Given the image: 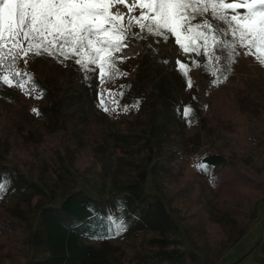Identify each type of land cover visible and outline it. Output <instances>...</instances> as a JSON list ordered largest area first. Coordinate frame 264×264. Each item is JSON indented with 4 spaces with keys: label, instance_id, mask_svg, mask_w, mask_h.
<instances>
[{
    "label": "trees",
    "instance_id": "16d2710c",
    "mask_svg": "<svg viewBox=\"0 0 264 264\" xmlns=\"http://www.w3.org/2000/svg\"><path fill=\"white\" fill-rule=\"evenodd\" d=\"M147 56L139 54L134 60L125 59L121 66L129 75L118 80L117 86L120 83L131 85L130 89H125L126 96L121 102L132 104L140 100L141 103L138 110L119 116L109 115L115 129L127 136L128 129L135 132L146 128L161 132L166 144L161 143L162 147L156 151L157 160L162 161L157 167L167 178L180 180L181 187L176 193L185 192V182L204 178L208 188L217 194L227 216L237 219L241 213L231 207V203L240 200L254 207L264 192V122L260 128L257 127V121H264V103L239 87L242 86L241 82L233 81L236 63L228 80L218 87L211 85L212 77L201 69L200 74L208 81L205 88L208 107H202L199 115H195L197 122L189 127L187 118L181 123L175 116V93L169 82L162 79L161 82L150 81L147 84L143 65ZM33 62L30 61L28 67ZM254 68L259 73L264 71V67L259 64ZM32 73L46 94L40 100L24 96L31 105L29 113H33V108L42 109L38 118L44 125L43 131L37 139L30 140L29 134L17 132L4 117V123L0 121V139L7 157L20 154L21 146L25 143L35 149L41 144L56 149L63 148L69 141L70 129L65 125L67 114L63 112L66 104L64 92L51 86L53 83L49 75ZM69 75L63 74L62 77L66 80ZM261 80L264 83V75H261ZM215 133L233 144H217ZM168 146L172 149H167ZM248 148L259 152L254 160L242 156ZM198 156L204 157L213 166L208 174L196 169ZM89 157L88 169L101 168V158L95 155ZM14 173L12 164L0 163V183L8 184L6 193L0 194V264H195V253L186 252L177 236L179 225L175 219L180 209L173 206L174 197L167 206L162 205L157 209L153 220L144 229L145 234L139 238L130 255L126 256L118 245L110 243L119 235L108 239L93 238L102 235L108 226L106 217L100 214L101 203L96 194L74 192L66 195L56 207L38 208L36 205L29 219L21 209L5 204L10 198L21 205L26 195L32 193V183L18 172ZM213 178L216 180L214 184L211 182ZM30 195L29 202L35 203L34 194ZM141 212L144 214V210ZM184 212L187 213L186 217L190 216L189 211ZM184 222L188 225L187 221ZM218 226L219 223L215 221L205 228L207 237L213 242L222 240ZM194 234L204 236L200 230H195ZM36 237L44 246L45 255L33 260L20 245ZM256 247L264 256V237L257 241Z\"/></svg>",
    "mask_w": 264,
    "mask_h": 264
},
{
    "label": "rangeland",
    "instance_id": "374dc122",
    "mask_svg": "<svg viewBox=\"0 0 264 264\" xmlns=\"http://www.w3.org/2000/svg\"><path fill=\"white\" fill-rule=\"evenodd\" d=\"M117 7L121 11H127L122 4ZM139 54H148L143 61L147 84L165 79L175 93L176 109L179 108L182 113L185 105L190 104L198 116L202 107L207 104L205 88L208 81L200 74L201 67L191 69L189 75L193 88L185 90V79L174 70V62L167 65L162 63V58L167 57L163 54L154 55L143 41L133 43L122 53H118L130 60H134ZM65 63L69 66H63L52 57H41L28 68L37 75H49V80L53 83L51 86L64 92L66 104L63 112L67 114L65 125L70 129L69 141L63 148L56 149L44 144L35 149L25 143L21 146L20 154L7 157L0 139V163L12 164L14 174L18 172L29 180L33 185L30 186V194H34L36 198L35 203H30L28 197L31 195L27 194L21 205L9 198L6 206L21 209L23 215L31 219L36 205L38 208L56 207L66 195L74 192L96 194L101 203L102 216L112 215L126 221L127 230L110 243L118 245L127 256L142 234H145L144 229L153 220L157 209L162 205L167 206L174 197L173 206L180 209L175 219L179 225L177 236L186 252L195 253V264H264L263 253L259 247L254 248L257 241L264 237V192L254 207L240 200L232 202L230 206L241 213L237 219L227 216L217 194L208 188L204 178L185 182V192L176 193L181 187L180 180L167 178L157 167L162 161L157 160L156 151L162 147L161 143L166 144L161 132L145 128L135 132L128 129L129 136L120 134L121 131L115 129L110 116L97 109L95 85L90 90L82 83V75L76 70L78 66H72L71 61ZM255 65L258 63L252 56L239 58L233 81L241 82L242 86L239 87L264 103V83L261 80L264 71L259 73L254 68ZM68 73L70 75L65 80L62 76ZM29 106L31 105L25 96L16 89L5 86L0 90V121L7 119L17 132L27 133L30 140H34L43 131L44 125L37 115L28 112ZM175 116L181 123L184 122L185 117L178 114L177 110ZM263 122L257 121V127L260 128ZM214 138L217 144H233L218 133L214 134ZM167 149L172 147L168 146ZM258 154V151L248 148L242 156L254 160ZM90 155L102 159L101 168H87ZM124 186L129 188L122 189ZM143 210L144 214L141 212ZM184 210L189 211L190 216L186 217ZM215 221L220 225L218 232L222 240L213 242L207 237L205 228ZM195 230L202 231L206 238L195 235ZM20 246L33 260L45 255L44 246L37 237L25 240Z\"/></svg>",
    "mask_w": 264,
    "mask_h": 264
},
{
    "label": "snow or ice",
    "instance_id": "6c2138e0",
    "mask_svg": "<svg viewBox=\"0 0 264 264\" xmlns=\"http://www.w3.org/2000/svg\"><path fill=\"white\" fill-rule=\"evenodd\" d=\"M121 4L126 12L117 7ZM140 41L154 55L166 56L165 65L174 62L185 90L193 88L189 73L194 67L210 74L211 85L218 87L241 57L252 56L264 67V0H0V90L6 86L42 99L45 90L28 65L52 57L65 67L71 61L82 83L90 90L95 85L98 110L127 114L141 101L121 102L131 85L117 86L129 75L118 53ZM31 111L41 115L38 108ZM177 113L189 127L197 122L190 104ZM195 167L205 174L213 168L199 156ZM7 189L0 183V194ZM106 219L104 233L93 238H114L127 230L123 219Z\"/></svg>",
    "mask_w": 264,
    "mask_h": 264
}]
</instances>
